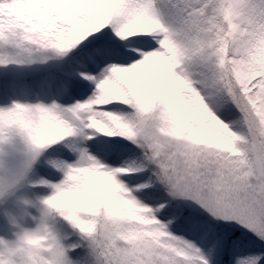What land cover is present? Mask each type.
Returning a JSON list of instances; mask_svg holds the SVG:
<instances>
[{"label":"snow or ice","instance_id":"6c2138e0","mask_svg":"<svg viewBox=\"0 0 264 264\" xmlns=\"http://www.w3.org/2000/svg\"><path fill=\"white\" fill-rule=\"evenodd\" d=\"M17 140L0 197L38 166L41 264H264V0H0Z\"/></svg>","mask_w":264,"mask_h":264},{"label":"clouds","instance_id":"9594fccd","mask_svg":"<svg viewBox=\"0 0 264 264\" xmlns=\"http://www.w3.org/2000/svg\"><path fill=\"white\" fill-rule=\"evenodd\" d=\"M41 199L21 194L7 207V198L0 197V214L14 216L8 233L0 235V264H41L50 244L49 230L55 224Z\"/></svg>","mask_w":264,"mask_h":264},{"label":"trees","instance_id":"16d2710c","mask_svg":"<svg viewBox=\"0 0 264 264\" xmlns=\"http://www.w3.org/2000/svg\"><path fill=\"white\" fill-rule=\"evenodd\" d=\"M41 73L43 70H39ZM16 163H21L26 165V157L24 153V146L22 142L17 140L16 146L14 149H10L4 156L0 157V176L11 175L13 173H22L26 171V167L19 168L16 166ZM36 169H39L38 166L34 165L30 170H27L26 182H31L34 177V172ZM28 183H25L22 186H26ZM21 186V187H22Z\"/></svg>","mask_w":264,"mask_h":264},{"label":"rangeland","instance_id":"374dc122","mask_svg":"<svg viewBox=\"0 0 264 264\" xmlns=\"http://www.w3.org/2000/svg\"><path fill=\"white\" fill-rule=\"evenodd\" d=\"M16 166H18L19 168H23L24 166L26 167L25 164H21V163H16ZM39 174V169H36L34 172V177L32 179V181L30 183H33L37 180V176ZM21 194H27L29 196H33L32 194V190L26 185V186H22L18 189V191L16 192V195L12 198H8L6 201V206L7 207H11L14 203V200ZM3 233H0V235H2Z\"/></svg>","mask_w":264,"mask_h":264}]
</instances>
